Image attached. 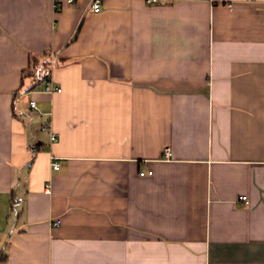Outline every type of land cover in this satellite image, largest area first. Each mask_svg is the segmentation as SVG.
Wrapping results in <instances>:
<instances>
[{
    "label": "crops",
    "instance_id": "0c3cea01",
    "mask_svg": "<svg viewBox=\"0 0 264 264\" xmlns=\"http://www.w3.org/2000/svg\"><path fill=\"white\" fill-rule=\"evenodd\" d=\"M91 4L0 0V264H264V0Z\"/></svg>",
    "mask_w": 264,
    "mask_h": 264
},
{
    "label": "built area",
    "instance_id": "2783aa9c",
    "mask_svg": "<svg viewBox=\"0 0 264 264\" xmlns=\"http://www.w3.org/2000/svg\"><path fill=\"white\" fill-rule=\"evenodd\" d=\"M74 0H69V2H73ZM149 2H153V1H157V0H148ZM101 7H102V0H92V4H91V10L93 11H100L101 10ZM45 90L46 91H49V92H53V91H57V92H60L62 89L60 87H56L53 82L49 79L46 81V84H45ZM30 105L33 109H35L37 106H36V102L34 100H31L30 101ZM53 139H55L53 137ZM169 152V148H167V153ZM53 167L55 169H58L59 168V163L54 161L53 162ZM152 173V171L150 170L149 171V174ZM142 175L145 174V172H141ZM242 199H245L246 200V196H243ZM55 225H58L60 224V221H56L54 223Z\"/></svg>",
    "mask_w": 264,
    "mask_h": 264
},
{
    "label": "trees",
    "instance_id": "16d2710c",
    "mask_svg": "<svg viewBox=\"0 0 264 264\" xmlns=\"http://www.w3.org/2000/svg\"><path fill=\"white\" fill-rule=\"evenodd\" d=\"M31 69H36L39 72L42 73V80H46L49 78V73H50V67H49V61L47 60H42L33 57L31 58Z\"/></svg>",
    "mask_w": 264,
    "mask_h": 264
},
{
    "label": "bare ground",
    "instance_id": "6f19581e",
    "mask_svg": "<svg viewBox=\"0 0 264 264\" xmlns=\"http://www.w3.org/2000/svg\"><path fill=\"white\" fill-rule=\"evenodd\" d=\"M147 175V174H146Z\"/></svg>",
    "mask_w": 264,
    "mask_h": 264
}]
</instances>
